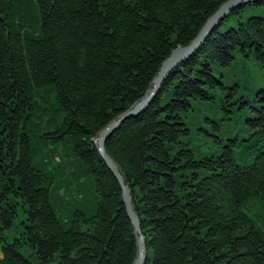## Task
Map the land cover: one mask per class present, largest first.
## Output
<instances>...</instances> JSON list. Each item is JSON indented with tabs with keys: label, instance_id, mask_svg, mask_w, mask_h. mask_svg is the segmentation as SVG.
Wrapping results in <instances>:
<instances>
[{
	"label": "trees",
	"instance_id": "trees-1",
	"mask_svg": "<svg viewBox=\"0 0 264 264\" xmlns=\"http://www.w3.org/2000/svg\"><path fill=\"white\" fill-rule=\"evenodd\" d=\"M227 0H0V264H134L118 180L93 138ZM233 10L107 140L146 264H264V16ZM219 92H222L221 95ZM254 93V94H253ZM201 125L197 103L216 106Z\"/></svg>",
	"mask_w": 264,
	"mask_h": 264
},
{
	"label": "water",
	"instance_id": "water-1",
	"mask_svg": "<svg viewBox=\"0 0 264 264\" xmlns=\"http://www.w3.org/2000/svg\"><path fill=\"white\" fill-rule=\"evenodd\" d=\"M258 0H227L212 14L205 24L202 26L197 36L187 46H178L173 49L171 54L163 61L159 71L153 78L148 92L133 104L128 110L119 115L108 123L97 136L93 138L100 156L115 175L123 192V201L131 222L133 224L138 243V255L134 264H145L147 260L146 236L142 232L141 220L139 214L135 210L133 203L132 187L127 182L119 164L107 152L106 142L108 138L118 130L121 125L128 119L142 114L153 102L157 94L160 92L162 85L169 74L179 67L185 60L190 58L205 42L213 30L235 9L244 4L255 2Z\"/></svg>",
	"mask_w": 264,
	"mask_h": 264
},
{
	"label": "rangeland",
	"instance_id": "rangeland-1",
	"mask_svg": "<svg viewBox=\"0 0 264 264\" xmlns=\"http://www.w3.org/2000/svg\"><path fill=\"white\" fill-rule=\"evenodd\" d=\"M259 15L264 16V6L262 7H248L245 11V19L249 16ZM226 74L225 80L230 83H239L241 81L252 86L253 91L256 89L264 88V66L259 63L255 58L247 60L238 55V59L234 62L232 68L222 70ZM222 92H219L221 95ZM254 94V93H253ZM219 105L220 101L216 106H210L205 103L196 104V112L194 113L195 117L201 120V125L210 126L205 121L206 117L217 118L219 115Z\"/></svg>",
	"mask_w": 264,
	"mask_h": 264
},
{
	"label": "bare ground",
	"instance_id": "bare-ground-1",
	"mask_svg": "<svg viewBox=\"0 0 264 264\" xmlns=\"http://www.w3.org/2000/svg\"><path fill=\"white\" fill-rule=\"evenodd\" d=\"M211 34H212V33H211ZM211 34H210V35H211ZM210 35H209V36H210ZM209 36H208V37H209ZM206 40H207V39H206ZM206 40H205V41H206ZM188 45H189V44H188ZM185 46H187V45H185ZM201 46H202V45H201ZM201 46H200V47H201ZM176 48H177V47H176ZM196 52H197V51H196ZM196 52H195V53H196ZM175 69H176V68H175ZM162 86H163V85H162ZM111 172H112V171H111ZM114 176H115V175H114ZM115 178H116V177H115ZM116 179H117V178H116ZM126 180H127V179H126ZM118 182H119V181H118ZM127 182H128V181H127ZM128 183H129V182H128ZM119 185H120V184H119ZM130 186H131V185H130ZM120 187H121V186H120ZM121 191H122V189H121ZM132 192H133V189H132ZM122 196H123V192H122ZM122 198H123V197H122ZM133 203H134V196H133ZM134 207H135V204H134ZM135 210H136V207H135ZM136 211H137V210H136ZM140 220H141V219H140ZM132 225H133V224H132ZM133 228H134V227H133ZM141 228H142V227H141ZM134 232H135V230H134ZM142 232H143V231H142ZM135 236H136V234H135ZM136 241H137V237H136ZM136 244H137V255H138V243H136ZM146 248H147V260H148V247H147V243H146ZM136 258H137V257H136ZM147 260H146V262H147ZM135 261H136V260H135ZM145 264H146V263H145Z\"/></svg>",
	"mask_w": 264,
	"mask_h": 264
}]
</instances>
